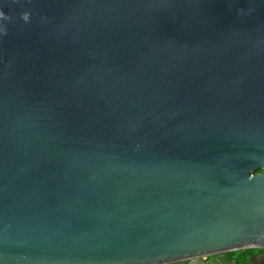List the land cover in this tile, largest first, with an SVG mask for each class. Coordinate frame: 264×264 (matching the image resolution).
I'll return each mask as SVG.
<instances>
[{
	"label": "water",
	"instance_id": "obj_1",
	"mask_svg": "<svg viewBox=\"0 0 264 264\" xmlns=\"http://www.w3.org/2000/svg\"><path fill=\"white\" fill-rule=\"evenodd\" d=\"M250 247L264 264V0H0V264Z\"/></svg>",
	"mask_w": 264,
	"mask_h": 264
},
{
	"label": "flooded vegetation",
	"instance_id": "obj_2",
	"mask_svg": "<svg viewBox=\"0 0 264 264\" xmlns=\"http://www.w3.org/2000/svg\"><path fill=\"white\" fill-rule=\"evenodd\" d=\"M261 251V248L250 247L233 250L231 254L236 259L237 264H245L251 256L258 254ZM209 257H206V259H208Z\"/></svg>",
	"mask_w": 264,
	"mask_h": 264
},
{
	"label": "trees",
	"instance_id": "obj_3",
	"mask_svg": "<svg viewBox=\"0 0 264 264\" xmlns=\"http://www.w3.org/2000/svg\"><path fill=\"white\" fill-rule=\"evenodd\" d=\"M262 169L261 168H258V169H256V171L255 172H259V171H261Z\"/></svg>",
	"mask_w": 264,
	"mask_h": 264
}]
</instances>
